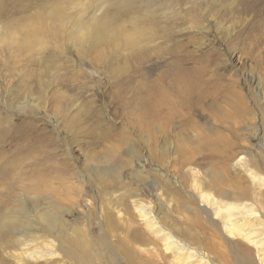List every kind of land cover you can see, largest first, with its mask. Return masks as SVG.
I'll return each instance as SVG.
<instances>
[{
	"label": "rangeland",
	"instance_id": "rangeland-1",
	"mask_svg": "<svg viewBox=\"0 0 264 264\" xmlns=\"http://www.w3.org/2000/svg\"><path fill=\"white\" fill-rule=\"evenodd\" d=\"M103 1L0 0V27L12 28L21 39L20 25L24 31H54L49 28L52 9L69 20L93 10L98 17L116 18L115 27L125 23L129 31L131 20L148 15L170 35L154 42L155 50L193 42L192 61L184 69L203 68L209 81L206 98L190 116L166 107L146 123V91L139 85L147 82L135 72L131 49L102 40L75 46L68 38L72 24L65 26L67 37H39L44 50L24 53L0 42V264L168 263L162 247L154 255L145 251L153 247L148 239L154 236L139 218L136 200L151 204L160 219L167 217L170 229L213 264L245 259L263 264L253 246L215 235L216 225L203 220L191 183L185 189L175 180L187 179L193 160L206 182L224 184L222 189L236 198L251 189L255 200L247 205L255 204L257 221L264 224V42L248 35L236 42L245 24L230 10L233 0H208L207 8L203 2V17L193 10L201 0ZM216 2L222 6L211 12ZM195 17L197 25L192 24ZM94 47H101L99 53ZM166 69L149 77V85L158 84ZM161 103L177 102L165 92ZM20 134L32 144L16 154L24 142L12 144V138ZM241 158L253 165L252 174L235 167ZM162 180L182 202L159 206L153 181ZM43 216L54 225L44 226ZM134 231L147 233L143 247L132 242ZM259 236L264 240V226Z\"/></svg>",
	"mask_w": 264,
	"mask_h": 264
},
{
	"label": "bare ground",
	"instance_id": "bare-ground-1",
	"mask_svg": "<svg viewBox=\"0 0 264 264\" xmlns=\"http://www.w3.org/2000/svg\"><path fill=\"white\" fill-rule=\"evenodd\" d=\"M181 1L182 0H178V2ZM203 2H206L207 8L208 0H201L197 4L193 5V10L203 13ZM101 3H106V0ZM221 6V2H216L214 5H210L209 7H211V12H213L214 10L216 11L219 9ZM146 7L148 9L152 8L151 5ZM231 7L232 8L230 10H232V13L236 12L238 15L239 20H237H241L245 24L242 35L236 39V42H243V37L248 35V39L257 38L259 41L258 44H262L264 42V0H233ZM131 8H133V5ZM165 11V13L168 14L170 9L167 8ZM149 12L147 14H149ZM93 13L94 11L92 10L88 14H84L81 17L73 16L71 20H69V18L66 17L62 11L58 9H52L49 14L51 16V20H53L55 24L53 23L49 28H54V31L43 29V27H36L33 30L25 29L24 31L23 27L20 25L19 27L22 28L21 34L23 33V36H21V39H18L16 32L12 28L6 26L0 27V42H5L7 46L15 44L17 45L18 49L24 53L35 51L40 46H42V49L44 50L46 46L45 44L39 43V37H43L46 34H49L51 37L57 39L61 38V34H64L65 37H67L65 34V26L72 24L74 29L68 34V38L72 40L75 46H78L84 42L99 43V41L102 40L105 43L106 41L111 42V44H113L116 48L127 47L128 49L132 50L133 53L130 56V59L133 66L135 67V72L138 76L143 77L147 82L145 84L139 85L141 87L140 89L146 91L145 103H142L143 117L145 118L146 123H148L149 118H159L161 112L166 107L167 110L171 112L173 110L178 111V109H180L182 112L179 113H181L183 116H190L192 111L197 110L202 106L203 103L201 102L205 100L207 94L205 93L206 83L209 82L205 81V77H207L206 72L203 70V68L193 71H190L191 69H184V67L192 61V54L190 51H188L193 43L192 41H189L187 44H183L182 46L176 45L171 50H155V47H152L154 42L162 39L161 37L167 36V39L170 37V35L165 32V29L161 28L162 26L159 27L157 24L158 19H154L146 15L138 19L131 20L129 22L131 27L129 31L132 33L129 35V31L127 30L125 23H122L120 27H115L113 24L118 23L116 18L103 12L100 13H103L100 15V17H98L99 14L96 16ZM203 16L204 13L201 16L199 14V17ZM173 17L177 18L175 15L172 16V18ZM44 18L47 19L46 17ZM211 18L213 17L211 16ZM199 22V19L196 17L192 20V24L194 25L199 24ZM100 50L101 47L95 48L96 53H99ZM194 62L197 65L199 64V61ZM163 68L167 69L162 74L158 75V84L155 83L154 86L149 85L147 79L156 75L157 72ZM165 92L171 93L172 101L177 103H161L164 101ZM169 117L173 118L174 115ZM12 139V144H14L15 141H17V143L24 142L15 149L17 152L16 154H19L22 149L32 144V142L26 144L30 139L24 134L13 136ZM191 161L192 162H190L189 168L187 170V179H185L184 182L175 180V185L187 189L189 188L187 187L188 184L191 183L190 188L197 192L198 200L201 202V206L199 208L205 216L203 220L206 222L209 221L208 223L213 221V223L216 225L214 234H223L228 240L240 239L248 245L253 246L258 250L259 253H261L262 263L264 264V240L260 239L259 236L260 229L262 226H264V224L262 219L261 222L257 221L259 216L256 213V210H254L255 204L254 206L252 204L247 205V202L253 199H251V196L254 193L250 195L251 189H248L249 192H247V190L240 191L242 193L237 194L239 198H236V195L233 196L234 193L233 195L231 194L232 191L224 190V184L221 185V183L217 181L206 182V179L204 178V180L202 178L204 173L202 174V172L196 168L198 166L197 163L193 160ZM234 165L235 167H242L243 169H246L247 173L251 172L252 174V172H254L252 167L253 165L249 164L246 158H241ZM162 182V184H158V182L153 181V187H156V191L158 192L156 197L158 198L159 206H162L163 202L165 201L166 203H168V201H183V197L179 193L172 194L174 193V189L166 182V180H162ZM261 186L264 188L262 184ZM222 187L224 188L222 189ZM165 196L172 197V199H168ZM253 200H255V198ZM255 202H257V200ZM258 203H260V201ZM187 204L189 203L187 202ZM134 206L139 214V218L143 222V225L154 236V238L150 237L151 239H148L149 246L153 247L150 250L145 249L147 254H158V251L162 252L164 249L163 251L168 259V263L166 262L164 264H213L209 255L200 251L197 247L194 248V245L192 246L191 243L189 244L188 241L181 237L182 235H176L175 232L170 229L171 227L168 226V221L166 222L167 217L160 219L157 214H153L154 207L151 208V204H146L141 200H136L134 201ZM187 209L190 210L191 208ZM178 212L180 213V210H178ZM108 220L110 223L112 219L108 217ZM218 221H221V225L218 224ZM43 222L44 226L47 227H52L54 225V223L48 220L46 216H43ZM145 234L147 233L144 232L141 234L140 231H134V233L131 235L132 242L140 243V245H142V243L144 244V242L147 243ZM210 235L212 236V234ZM188 238H190V240L193 242L196 239H194L192 235H189ZM211 241L213 242V239ZM149 246L147 247L150 248ZM28 247L29 245H25L24 252ZM160 247L163 249L161 250ZM242 264L254 263L249 259H245Z\"/></svg>",
	"mask_w": 264,
	"mask_h": 264
}]
</instances>
